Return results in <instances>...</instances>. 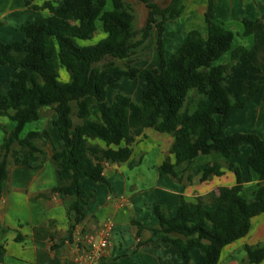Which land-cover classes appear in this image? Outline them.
I'll return each mask as SVG.
<instances>
[{"label":"trees","instance_id":"trees-1","mask_svg":"<svg viewBox=\"0 0 264 264\" xmlns=\"http://www.w3.org/2000/svg\"><path fill=\"white\" fill-rule=\"evenodd\" d=\"M33 1L25 0V4L30 6ZM138 1L149 10L147 23L140 30L135 27V9L127 0H47L42 7H32L47 9L49 16L17 24L23 40L0 42V64L16 71L9 89L0 93V116L16 123L12 131L3 126L0 195L14 144L28 149L41 163L46 161L45 151L35 141L42 137L52 144L49 132L32 131L21 136L25 126L39 120L40 110L46 107L57 115L53 124L65 144L62 150L52 145V159L65 182L55 192L67 205L71 238L86 218L91 195L83 189V180L108 185L105 167L129 162L133 145L145 137L146 130L173 137L169 153L175 162L166 158L159 172L174 178L183 174L184 163L198 156L221 153L226 158L238 157L241 145L250 143L253 152L247 166L259 178L252 199L243 195L240 167L227 162L236 185L219 188L213 210L199 197L196 202L181 199L174 216L157 205V224L149 227L151 240L161 239L178 247L186 264H191L195 248L202 254L201 264H219L223 249L245 238L252 220L264 213V138L255 133H224L231 115L258 93L264 79L249 81L248 95L236 100L228 93L226 77L245 50L238 48L229 63L216 64L231 49L235 33L215 21L214 0H208L205 12L206 33L190 30L171 55L166 52V22L181 14L182 0H171L164 8L153 0ZM243 24L244 35H250L255 22L243 20ZM153 27L158 33L160 65L138 67L133 57L145 50ZM99 32L103 37L95 41ZM62 70L68 73L69 81H62ZM126 80L146 81L140 101L116 90ZM109 90H113L111 101ZM96 104L100 108L98 121L90 118ZM22 161L17 153L15 163ZM221 167L219 162L209 163L199 166L195 173H201V181H206ZM245 251L242 264L264 261V244L245 246ZM2 253L0 248V261Z\"/></svg>","mask_w":264,"mask_h":264},{"label":"crops","instance_id":"crops-1","mask_svg":"<svg viewBox=\"0 0 264 264\" xmlns=\"http://www.w3.org/2000/svg\"><path fill=\"white\" fill-rule=\"evenodd\" d=\"M46 1L35 0L32 5L42 7ZM153 2L157 3L156 0ZM169 3L165 6L157 4L164 8ZM191 4L194 6L190 7ZM32 5L27 6L25 0H0V27L16 31L17 24L22 21L50 15L47 9L36 10ZM207 5L208 0H190L187 8L184 6L175 18L185 11L187 16L202 19L203 27L195 26L190 30L197 29L205 34ZM214 12L215 21L235 33L231 49L216 64L229 63L232 52L238 48L245 50L231 66L225 80L228 93L236 100L248 95L249 81L264 79V0H214ZM243 20L255 22L248 36L244 35ZM190 30L182 31L185 36L179 33L177 41L181 45ZM21 34L18 41L24 39V34ZM5 40L0 42L17 41L13 37ZM15 78L16 71L12 67L0 64V93H5ZM61 78L64 82L69 81L68 73L62 70ZM112 91L109 90L108 94L110 101ZM99 111V104L93 106L90 118L98 121ZM40 112L41 118L28 123L21 136L47 130L52 144L42 137L35 141L45 151L46 161L41 163L37 156H32L28 149H21L17 144L12 146L7 158L8 177L0 195V248L3 252L0 264H76L78 252L71 243H67L72 239L69 237L71 223L67 205L55 192V188L65 182L60 179L58 164L52 159V145L62 150L65 144L53 124L57 117L55 112L48 107ZM3 126L12 131L16 123L7 116H0V145L5 138ZM155 133L146 130L145 137L137 139L129 162L105 167L103 174L108 185L83 180V189L91 195L85 211L86 218L76 231L98 236L104 226L110 228V244L101 264H186L178 247L161 239L151 240L149 227L157 224L155 206L163 207L169 216H174L181 199L196 202L199 197L207 209L213 210L219 188L236 185V176L227 167V162L240 167L245 198L252 199L258 190L259 178L247 166L253 152L250 143L241 145L238 157L226 158L221 153L198 156L192 162L184 163L183 174L174 178L159 172L166 158L171 163L175 162L174 155L169 153L173 137ZM224 133H255L264 138V84L243 108L231 115L224 126ZM17 153L23 158L20 164L15 163ZM214 162L222 165L219 172L209 180L201 181L202 174L195 173L197 168ZM257 244H264V213L252 220L250 232L245 238L223 249L219 264L224 258L225 264H242L246 258L245 246ZM201 263L202 254L195 248L191 251V264ZM258 264H264V261Z\"/></svg>","mask_w":264,"mask_h":264},{"label":"rangeland","instance_id":"rangeland-1","mask_svg":"<svg viewBox=\"0 0 264 264\" xmlns=\"http://www.w3.org/2000/svg\"><path fill=\"white\" fill-rule=\"evenodd\" d=\"M41 1H44V0H41ZM127 1L131 3L135 9V12H136L135 13L136 14L135 27H136V30H140L147 23L149 10L144 4L140 3L138 0H127ZM170 1L171 0H156V2L160 4V6H165ZM185 1L186 2L182 0V9L184 8V6L187 8V2H189L190 0H185ZM192 5L194 6V4H191L190 7ZM203 25H204V21H202V19H199L195 16L194 17L187 16V12L185 13V11H184V14H182L179 18L169 19L166 22L167 31H166V37H165L167 55H171L181 45V42L177 41L179 33H182V31L184 30L187 32V30H190L192 27H195V26L200 28L201 26L203 27ZM16 31L10 30L8 27H4V26L0 27V41H6L5 39H11L12 37L15 40H19L18 36L22 34L21 32H18V31L16 32ZM157 34L158 33H157L156 28L153 27L150 33V36L148 38V41L146 43L145 50L139 52L135 57H133L134 65L138 67H146V68L159 67L160 58L158 55V48H157ZM182 35L185 36V33H182ZM102 37H103V33L99 32L95 41L100 40ZM144 83L146 84L145 80H136V81L126 80L116 89L128 95H131L135 100L138 99L137 101H140L142 90L145 87ZM112 93L113 92H111V95ZM155 134L160 135V133H157V132ZM225 262H226V258H224L221 264H225Z\"/></svg>","mask_w":264,"mask_h":264},{"label":"built area","instance_id":"built-area-1","mask_svg":"<svg viewBox=\"0 0 264 264\" xmlns=\"http://www.w3.org/2000/svg\"><path fill=\"white\" fill-rule=\"evenodd\" d=\"M111 239L110 228L104 226L98 236L83 235V232L76 231L71 243L78 252L76 264H100L106 255Z\"/></svg>","mask_w":264,"mask_h":264}]
</instances>
